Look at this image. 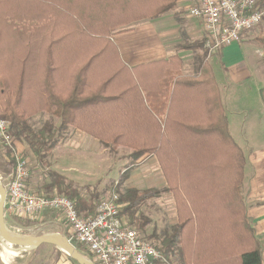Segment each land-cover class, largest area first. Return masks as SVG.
I'll return each instance as SVG.
<instances>
[{"label": "trees", "instance_id": "1", "mask_svg": "<svg viewBox=\"0 0 264 264\" xmlns=\"http://www.w3.org/2000/svg\"><path fill=\"white\" fill-rule=\"evenodd\" d=\"M175 8L176 0H0V69L7 70L0 73V118L39 161L60 145L69 125L110 152L129 149L133 162L155 156L166 186L126 190L118 201L130 223L144 231L149 221L135 216L138 208L162 193L172 195L177 222L156 246L166 264L173 253L178 264H260L240 192L245 158L229 133L204 61L207 51L195 73L185 76L176 56L127 68L111 40L121 27ZM260 34L256 43L264 52ZM203 47L204 40L180 49ZM259 96L264 107V84ZM36 113L57 117L58 126L48 120L34 131L29 118ZM9 157L2 149L5 176L9 167L13 172ZM55 178L52 186L75 201L78 213L94 214L97 195L84 198L82 189Z\"/></svg>", "mask_w": 264, "mask_h": 264}, {"label": "crops", "instance_id": "2", "mask_svg": "<svg viewBox=\"0 0 264 264\" xmlns=\"http://www.w3.org/2000/svg\"><path fill=\"white\" fill-rule=\"evenodd\" d=\"M194 1L176 0L177 8H175V11H169L158 18L133 22L118 29L111 40L117 49L116 51H118L122 64L127 68H134L138 65L152 64L159 61L166 62L169 58L176 56L181 62V75H193L200 62L203 61L206 49L204 47L190 50L180 48L184 44H195L205 38L200 20L190 17L187 13L188 8L194 4ZM175 13L179 14L175 15ZM259 29L264 31V21ZM256 33V29L246 32L241 37L239 44L224 47L209 57L206 55L204 61L210 59L207 63L212 70L218 87L220 102L224 111L223 115L227 119L229 133L234 142L241 148L245 158L240 192L245 205V215L253 228L255 239L259 244V250H261L260 264H264V107L259 96V90L264 83V54L261 47L256 45V41H254ZM3 71L7 72L6 69H0V73ZM250 93L254 94L255 100H257L255 102V113H252L254 111L251 107L236 105L238 101H241L240 97H247ZM229 94H231L230 99L226 97ZM237 97L238 99H236ZM230 103L233 108L229 111L226 109V104ZM244 112L250 114L248 124L251 121V128L256 138L250 131L253 136L247 133L245 140H236L234 133L237 132L240 136L247 121V117L243 116ZM47 117L51 116L47 113H36L29 118V122L34 118L44 119L43 122H45L48 119ZM54 118L58 120L57 117ZM232 126H236L234 132ZM241 143L252 145L244 149L240 145ZM253 144L256 145L253 146ZM64 146L66 152H63V154H65L64 158L68 160V164L63 169V175L67 182L78 186L79 177L88 172L85 167L86 162H78V160L87 161L92 158L100 160L106 149L100 146L97 139L75 129L72 125H69L65 139L57 146V149H62ZM15 147L18 152L28 157L32 164L31 176L27 185L31 192L36 193L37 186L35 184L37 180L35 168H33L35 163L32 161L36 157L22 142L16 141ZM139 163L142 175L145 177L141 182L142 186L138 187L139 189L159 190L166 186L165 178L155 156H145L139 160ZM138 188L136 187V189ZM38 222L41 223L38 224ZM41 225L53 228V232L48 236L58 235L66 239L64 227L48 215L44 219L39 218L35 225L28 227L16 225V227L21 230V233L27 232L28 235L26 236L35 237L31 234V231ZM52 247L56 248L55 246ZM56 249L61 252L56 264L76 263L70 262L66 254L63 255L60 249ZM24 250L17 249V254L19 251ZM0 264L5 263L0 260Z\"/></svg>", "mask_w": 264, "mask_h": 264}, {"label": "built area", "instance_id": "3", "mask_svg": "<svg viewBox=\"0 0 264 264\" xmlns=\"http://www.w3.org/2000/svg\"><path fill=\"white\" fill-rule=\"evenodd\" d=\"M187 13L200 20L209 57L224 47L239 44L246 32L260 28L264 21V3L261 0H195ZM0 145L10 150V159L14 160L12 174L2 183L5 217L14 222L21 218L36 220L46 212L60 213L70 235L66 240L88 253L93 264H166L153 241L125 219L118 194L113 192L101 200L93 215L80 214L75 201L66 196L56 193L45 196L28 189L30 166L14 150L9 123L1 118ZM0 181H3L1 177ZM16 225L14 233L21 234Z\"/></svg>", "mask_w": 264, "mask_h": 264}, {"label": "rangeland", "instance_id": "4", "mask_svg": "<svg viewBox=\"0 0 264 264\" xmlns=\"http://www.w3.org/2000/svg\"><path fill=\"white\" fill-rule=\"evenodd\" d=\"M9 18L12 22L17 23V17L15 18L9 17ZM256 30H257V33H256V37L254 41H256L261 36L260 33L262 32L260 31L259 28H256ZM256 45L258 44L256 43ZM226 97L230 99L231 94H229ZM234 98H235V95H234ZM236 99H238V97ZM239 99H241L240 101L241 103L238 101L236 105L241 106V107L242 106L251 107V109L254 111L252 113L256 112L255 102L257 100H255L254 94L250 93L249 96L247 97L242 96ZM231 103L226 104V109H228L229 111L233 108ZM243 116L247 117L245 127H243L244 128V130L242 131L243 133L240 136L237 132L236 134L234 133L235 139L245 140L247 138L246 137L247 133L250 134V131L253 133L254 138H256L251 128V121H250V124H248L249 123L248 119H249L250 114L244 112ZM49 119L53 122L54 125L58 126V123H59L58 120H56L54 117H49L48 119H46V121L48 122ZM43 120L41 118H34L29 123H30V126H32L34 131H38L44 124ZM231 128L234 132V130L236 129V126H232ZM15 142L16 141H14L13 148L16 152H18L15 147ZM240 145L244 149H247L252 144L250 145L247 143H241ZM255 145L256 144H253V146ZM55 148L51 150L48 154H46L45 157L40 161L38 159H34V158L32 159V161H34L33 163H35L33 165V168H35V174H36V180H37L36 181L37 183L35 184L37 186L36 194L52 196L53 194L56 193L59 195H63L62 193L60 194L56 190V188L52 186V184L53 182L56 181L55 176L57 178H60V177L64 178V181L67 184V180L63 175V169L68 164L67 162L68 160L64 158L65 154H63V152H66L65 146L62 147V149L61 148L57 149V147ZM2 149L4 148L0 145V163H1V150ZM130 152L131 151L129 149L118 148L116 149L115 152H110L106 150L105 153L102 154L100 160L98 158H92L87 161H83L82 159H79L78 162H86L85 167L88 170L87 173L79 177L78 179L79 184L78 186L76 185L77 187L82 189L81 195L84 198H86V196L90 194L97 195V199L95 200H98L100 202L101 200L108 197L113 192L118 194L120 197L122 194H124L126 190H136L138 192L146 191L147 189L141 190L138 188L139 186H142L141 182L143 181V179H145V177L142 175L141 166H140L139 161L133 162L131 161V159H129L128 156ZM20 157L26 159L27 163L30 166V170L32 171V164L28 160V157H26L22 153H20ZM9 159L4 158V162L5 163L8 162ZM6 172H8L6 176L0 173V177L1 176L4 177L3 181H0L1 185L2 183L5 182L6 178H9L10 175L12 174L11 167H9V169H6ZM123 173L127 175L125 179L121 180V176L123 175ZM136 187L138 189H136ZM172 198H173L172 195H170L169 193H162L158 197L151 198L148 201H145L144 205H141L138 208V211L137 213H135V216L136 217L141 216L142 218L147 219L149 221L148 225L145 226L144 231L139 229L134 224L132 225L130 223L129 216L126 213H122V214L125 217V219L128 220V222L130 223V226L132 225V227H134L135 229L140 230L147 237H149V239H151L156 246H160V240H158L159 237H164L170 234V232L174 228V225L176 224L175 222L177 221L175 202H174V199ZM122 206L124 207L123 204ZM46 215H48V217L54 218V220H56L58 224L64 227L66 237L70 236L69 233L66 232L67 230L65 229L66 221L60 213L46 212L42 214L39 218L42 217V219H44ZM4 220H5V225L7 229L10 232L14 233L15 223L11 219L5 216H4ZM37 220L38 218L36 220H29V221H35L37 223ZM39 223L41 222H38V224ZM52 232H53L52 227H48L47 225H41V226L35 227L31 231V234H33V236L35 237H41V236H48ZM18 235L25 236L28 234L27 232H23ZM1 247H3V242L0 239V248ZM13 250L17 253V248H13ZM78 251L87 260L91 259L89 254L84 252L79 246H78ZM60 254L61 252L58 251L56 248L52 247L51 245L43 244L37 248H29V249H25L24 251H19L18 255L16 254L15 257H12L8 264H56L59 259L58 257L60 256ZM177 258H178V254L173 253V255L169 259L170 264H178Z\"/></svg>", "mask_w": 264, "mask_h": 264}, {"label": "water", "instance_id": "5", "mask_svg": "<svg viewBox=\"0 0 264 264\" xmlns=\"http://www.w3.org/2000/svg\"><path fill=\"white\" fill-rule=\"evenodd\" d=\"M4 199L5 190L0 184V239L3 243L17 249L37 248L43 244H48L60 249L63 254H66L77 264H93L90 260H87L85 257H83V255L80 254L74 246L69 244V242L61 236L50 235L31 237L10 232L6 227L4 220Z\"/></svg>", "mask_w": 264, "mask_h": 264}, {"label": "bare ground", "instance_id": "6", "mask_svg": "<svg viewBox=\"0 0 264 264\" xmlns=\"http://www.w3.org/2000/svg\"><path fill=\"white\" fill-rule=\"evenodd\" d=\"M16 252L8 244L3 243V247L0 248V260L5 264H8L12 257L16 256ZM18 255V254H17Z\"/></svg>", "mask_w": 264, "mask_h": 264}]
</instances>
